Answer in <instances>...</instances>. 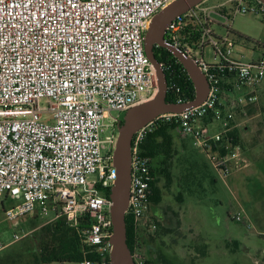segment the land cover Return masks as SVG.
<instances>
[{
    "label": "built area",
    "instance_id": "2783aa9c",
    "mask_svg": "<svg viewBox=\"0 0 264 264\" xmlns=\"http://www.w3.org/2000/svg\"><path fill=\"white\" fill-rule=\"evenodd\" d=\"M175 1L0 0V197L17 202L5 207L9 220L34 211L50 222L65 218L75 227L86 219L85 253L97 258L72 264H109L113 202L107 192L117 178L119 125L129 109L158 91L146 34L154 15ZM249 12L264 13V4L202 3L166 27L165 41L199 65L209 93L200 105L159 118L175 120L177 130L209 156V148L233 145V132L248 125L238 118L249 121L248 108L264 96V43L261 55L247 59L232 37L237 34L232 16ZM168 88L177 102L187 101L175 82ZM159 118L140 128L132 141L126 216L134 220L139 238L132 253L136 264L144 262L141 230L158 228L152 212L153 163L142 145ZM213 123L221 129L212 130ZM226 158L238 165L246 161L240 147ZM219 163L216 168L227 174L226 161ZM236 220L243 218L238 214ZM25 235L15 233L11 243ZM8 246L0 241V253Z\"/></svg>",
    "mask_w": 264,
    "mask_h": 264
},
{
    "label": "rangeland",
    "instance_id": "374dc122",
    "mask_svg": "<svg viewBox=\"0 0 264 264\" xmlns=\"http://www.w3.org/2000/svg\"><path fill=\"white\" fill-rule=\"evenodd\" d=\"M226 1L206 0L203 4L215 6ZM232 18L233 29L237 32L232 36L237 41L236 51L244 54L247 59L261 55L264 13H238ZM218 30L227 33L223 28ZM254 108L255 112H248L245 118L249 121L238 118L248 125L243 122L247 128L236 135L233 133V145L227 149L225 142L209 148L211 156L192 137L177 129L173 131L177 154L174 157H177L182 171L192 169L190 163L197 155L203 157L208 167L213 168V190L205 194L207 200L202 208L189 209L184 217V227L180 226L173 234V240L164 234L156 235L155 232L141 230V252L144 255L141 264H264V96ZM211 128L221 129L218 123H213ZM236 147L242 149V157L246 160L239 165L226 158ZM176 148L180 153L176 152ZM214 155L217 157L212 158ZM223 161H226L229 168L227 174L216 168V164ZM170 164V170L173 166L176 168L175 158ZM16 204L12 199L0 197V241L9 244L0 253V259L10 264H30L37 252L33 231L35 227L50 221L36 211L20 216L17 220L7 219L4 206L10 208ZM152 212L155 218L169 224L161 205L155 206L152 202ZM238 214L243 221L236 220ZM15 233L26 235L11 243Z\"/></svg>",
    "mask_w": 264,
    "mask_h": 264
},
{
    "label": "water",
    "instance_id": "95a60500",
    "mask_svg": "<svg viewBox=\"0 0 264 264\" xmlns=\"http://www.w3.org/2000/svg\"><path fill=\"white\" fill-rule=\"evenodd\" d=\"M206 0H178L154 15L146 34L145 50L154 65L158 80L156 95L129 109L119 125V137L114 151V166L117 178L111 188L110 198L113 202L111 217L113 231L110 238L112 245L109 264H136L127 243L126 212L130 199L132 170V141L134 134L143 126L167 113H181L185 109L203 103L209 93V82L198 64L187 57L178 47L165 41L168 23L179 15L202 4ZM264 4V0H260ZM168 49L180 61L189 74L194 87L195 98L185 102H170L168 96V79L161 66L155 48Z\"/></svg>",
    "mask_w": 264,
    "mask_h": 264
},
{
    "label": "trees",
    "instance_id": "16d2710c",
    "mask_svg": "<svg viewBox=\"0 0 264 264\" xmlns=\"http://www.w3.org/2000/svg\"><path fill=\"white\" fill-rule=\"evenodd\" d=\"M155 49L159 62L168 66V69L165 68V72L169 85L172 81L176 83L180 88L183 101L194 99V84L180 61L168 49L162 47H156ZM167 100L170 102L178 101L171 89L168 91ZM255 110L254 107L248 108V112L251 113ZM177 126L178 123L175 120L166 121L159 118L155 122L153 131L146 136L142 145L143 152L152 159L153 163L152 202L155 206L161 205L162 201L161 177L164 176L169 181L172 179V172L169 168L170 162L175 156L173 131L177 129ZM233 133L236 135L239 131L235 130ZM107 194L109 195L110 192L108 191ZM175 217L176 222L174 221L171 226H166L159 218H155L158 224L155 234L166 235L177 232L180 228V220L177 213H175ZM86 224L87 220L81 219L80 224L75 227L71 226L65 218H59L43 226L35 227L33 233L37 242V252L30 264H72L82 262L87 258L96 259L97 255L95 253H85L87 248L82 231ZM126 224L127 243L131 252L134 253L137 232L134 220L129 215L126 216ZM0 264L10 263L0 259Z\"/></svg>",
    "mask_w": 264,
    "mask_h": 264
},
{
    "label": "crops",
    "instance_id": "0c3cea01",
    "mask_svg": "<svg viewBox=\"0 0 264 264\" xmlns=\"http://www.w3.org/2000/svg\"><path fill=\"white\" fill-rule=\"evenodd\" d=\"M176 152L180 153L177 148ZM174 158L177 165L176 168L173 166L171 170L172 179L169 181L166 177H161L160 186L163 198L161 208H164L163 214L169 219V224L165 223L167 226H171L174 221L176 222L175 213H177L182 228L185 225L184 217L189 209L202 208L201 206L207 200L204 198L205 194L213 190V168L208 167L204 158L197 155L195 160L192 159V163H190L192 169L189 171L183 169L182 171L180 164L177 162V157ZM173 234L169 233L165 236L171 239Z\"/></svg>",
    "mask_w": 264,
    "mask_h": 264
},
{
    "label": "flooded vegetation",
    "instance_id": "af4514ba",
    "mask_svg": "<svg viewBox=\"0 0 264 264\" xmlns=\"http://www.w3.org/2000/svg\"><path fill=\"white\" fill-rule=\"evenodd\" d=\"M155 53H156V49H155Z\"/></svg>",
    "mask_w": 264,
    "mask_h": 264
}]
</instances>
